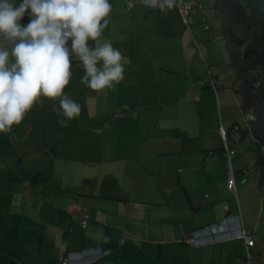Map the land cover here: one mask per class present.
Instances as JSON below:
<instances>
[{"label":"crops","instance_id":"crops-1","mask_svg":"<svg viewBox=\"0 0 264 264\" xmlns=\"http://www.w3.org/2000/svg\"><path fill=\"white\" fill-rule=\"evenodd\" d=\"M192 1L186 24L175 7L165 13L110 0L102 39L127 57L124 79L93 91L73 60L65 92L81 105L80 115L63 127L53 110L59 100L42 97L20 125L0 134V264H59L63 252L82 255L75 264H242L248 250L241 238L183 242L226 219L253 232L252 260L264 262V201L258 206L254 196L264 182L252 153L260 146L237 123L226 128L213 93L201 87L206 74L189 68L187 49L174 44L189 37L184 25L210 29ZM179 88L186 91L175 96ZM238 141L234 162L227 145ZM250 165L256 184L245 179Z\"/></svg>","mask_w":264,"mask_h":264},{"label":"clouds","instance_id":"clouds-1","mask_svg":"<svg viewBox=\"0 0 264 264\" xmlns=\"http://www.w3.org/2000/svg\"><path fill=\"white\" fill-rule=\"evenodd\" d=\"M141 3L166 13L176 0ZM111 12L110 0H0V134L20 125L42 97L59 100L53 110L63 127L80 115L81 105L65 92L73 60L93 91L124 79L127 57L102 39Z\"/></svg>","mask_w":264,"mask_h":264},{"label":"trees","instance_id":"trees-1","mask_svg":"<svg viewBox=\"0 0 264 264\" xmlns=\"http://www.w3.org/2000/svg\"><path fill=\"white\" fill-rule=\"evenodd\" d=\"M214 8L236 70L234 92L243 111L254 116L242 135L248 133L260 146L257 164L264 182V0H214Z\"/></svg>","mask_w":264,"mask_h":264},{"label":"rangeland","instance_id":"rangeland-1","mask_svg":"<svg viewBox=\"0 0 264 264\" xmlns=\"http://www.w3.org/2000/svg\"><path fill=\"white\" fill-rule=\"evenodd\" d=\"M197 1V11L202 17H206L207 19H209L210 29L207 30L199 25H193V29L191 30L188 26L186 27V25H184L189 37L186 38L185 41H175L174 44H177L179 48L187 49L186 59L187 66L189 68H192L194 71L196 70L198 73L202 72L206 74V78L209 81L207 82V84H202L201 87H206L203 91H209L213 93L216 109L218 110V112H221L222 117H224V124L226 128L230 130L229 125L232 126V123L235 122L242 130H244L250 126L251 122L249 120L247 126V113L249 112L242 111L240 97L234 92V87L237 84V78L236 70L230 64L231 58L230 50L228 49V42L220 32L217 40H214L213 37L215 36L214 32L219 31L223 28V24L215 20L217 19V17H215L216 11L214 8V0ZM194 16L197 17V21H200L199 15L194 13ZM194 22L195 21L191 20L190 24H194ZM243 49H245V47ZM184 65L185 64H182V67ZM212 77L215 78L216 83L214 82V79ZM168 83L170 84V82ZM218 90L219 93H217ZM176 91L178 92V95L175 96H179L184 94L186 89L182 90L179 88V90ZM191 107L193 109H196V105L192 104ZM204 111L206 113H210L207 108H205ZM229 115H232L231 119ZM239 135V132H236V136L238 137ZM241 146V142L238 141V145H234L233 147H231L233 158L235 157L234 162L237 161V154L239 152H242ZM252 150V153L258 151V147L256 144L253 145ZM251 167L252 165L248 167L249 171L245 174V179L256 184V179L260 180V177L257 174V171H251ZM259 190V187L254 189V196L258 203V206L260 205V200L262 199V197L264 201V183L261 186V190ZM258 263L264 264L262 260L258 261Z\"/></svg>","mask_w":264,"mask_h":264},{"label":"built area","instance_id":"built-area-1","mask_svg":"<svg viewBox=\"0 0 264 264\" xmlns=\"http://www.w3.org/2000/svg\"><path fill=\"white\" fill-rule=\"evenodd\" d=\"M135 4H142L141 0H128L129 6H134ZM196 3L192 0H176L175 8L178 10L181 19L186 23L189 24L190 14L194 11ZM218 37L214 39L217 40ZM249 117L253 119V117L249 114ZM222 137L226 140L227 131L222 126L220 129ZM227 150L232 158L233 154L231 151V147L227 145ZM229 188L232 191H236V183L235 178L232 173L230 172L229 178ZM91 216L88 213L83 215V225H87L90 221ZM231 220L226 219L222 224H214L212 226H208L199 231L188 233L183 242L192 246H202L206 244H213L222 240L230 239V238H241L245 241L247 247V257L243 260L242 264H255L252 260L251 248L256 245V237L253 232L248 231L238 225L237 228L232 226ZM109 251H104V254H107ZM87 255V254H85ZM80 256H75L73 253H61L59 256L60 263L59 264H75L73 261L75 258H80ZM97 258L89 259V260H82L79 264H94L96 263Z\"/></svg>","mask_w":264,"mask_h":264},{"label":"water","instance_id":"water-1","mask_svg":"<svg viewBox=\"0 0 264 264\" xmlns=\"http://www.w3.org/2000/svg\"><path fill=\"white\" fill-rule=\"evenodd\" d=\"M229 213H230V211L228 210V208H226V210H225V216H229Z\"/></svg>","mask_w":264,"mask_h":264}]
</instances>
